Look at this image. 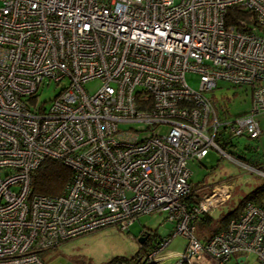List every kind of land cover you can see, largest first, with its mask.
<instances>
[{"label":"built area","instance_id":"obj_1","mask_svg":"<svg viewBox=\"0 0 264 264\" xmlns=\"http://www.w3.org/2000/svg\"><path fill=\"white\" fill-rule=\"evenodd\" d=\"M231 7L249 18L229 24ZM262 28L264 0H0V264H48L40 251L160 212L171 235L187 238L174 264L249 253L264 264V206L247 201L202 241L194 220L229 188L218 182L197 204L185 200L189 161L210 148L238 161L223 140L261 133ZM186 73L198 76L197 89ZM44 80L61 86L48 106L37 103ZM218 80L249 88L248 111L218 112L205 94ZM45 157L73 169L59 194L29 189Z\"/></svg>","mask_w":264,"mask_h":264},{"label":"rangeland","instance_id":"obj_2","mask_svg":"<svg viewBox=\"0 0 264 264\" xmlns=\"http://www.w3.org/2000/svg\"><path fill=\"white\" fill-rule=\"evenodd\" d=\"M185 78L190 86L198 88L196 74L186 73ZM99 85V80L94 79L85 83L84 87L87 92L93 93ZM60 88L59 84L44 80L36 92L37 103L48 106ZM205 94L216 98L219 112L223 106L222 98L226 97V106L230 115L248 111L251 105L248 87L232 85L224 80H218L216 88L213 91H206ZM255 118L261 129L258 137L249 138L240 135L231 137V140L237 145L236 149H240L247 158L264 162V112L256 114ZM120 127L128 128V125L120 124ZM226 150L229 151L227 148ZM188 167L191 170L189 181L192 184L205 185L206 192L209 191L210 185L218 182H224L229 188L227 199L211 210L210 213L214 218L231 210L247 191L264 180V175L258 171L225 156L214 148H210L200 162L189 161ZM146 230H154L162 236L170 235L159 256H166L165 262L172 264L182 253L187 238L179 233L171 235L173 223L165 220L162 212L139 215L127 231L108 226L63 241L47 254V262L48 264H102L114 256H131L138 251L139 237ZM253 260L252 256L248 255L246 264H258Z\"/></svg>","mask_w":264,"mask_h":264},{"label":"trees","instance_id":"obj_3","mask_svg":"<svg viewBox=\"0 0 264 264\" xmlns=\"http://www.w3.org/2000/svg\"><path fill=\"white\" fill-rule=\"evenodd\" d=\"M249 16V10L239 7H231L227 13V20L229 24H232L237 23L238 19H248ZM262 32H264V28H262ZM211 97L213 98L216 109L218 110L216 98L214 96ZM222 105H220L222 108L220 112L218 111L219 113L223 110L228 111L226 106V97L222 98ZM221 145L224 149L227 148L238 161L264 171V162L257 159L247 158L240 149H236L237 145L232 142L231 139L223 140ZM231 148H233V150ZM229 151L228 153H230ZM72 176L73 169L71 167L64 164L59 159L45 157L30 173L29 189L31 193L56 195L62 191L63 187L71 180ZM190 188V193L185 197L189 206L197 204L202 193H207L204 190L205 185L203 184L191 183ZM198 188L201 189L199 190ZM247 201H253L260 206H264V180L247 191L242 199L239 200L231 210L227 211L223 215H220L218 218H214L210 212L200 214L193 222L194 236L198 240L203 241L219 232L226 226L227 222L231 218L239 216L242 212L244 204ZM140 237H142L143 240L142 242H139V248L136 254L131 256H114L102 264H159V254H157L158 256L156 257L154 256V260L150 261H147L149 259L148 255L158 246L161 239L167 236L159 235L154 230H146ZM56 247L57 245L40 251V257L47 262V254ZM180 264L187 263L182 262Z\"/></svg>","mask_w":264,"mask_h":264},{"label":"crops","instance_id":"obj_4","mask_svg":"<svg viewBox=\"0 0 264 264\" xmlns=\"http://www.w3.org/2000/svg\"><path fill=\"white\" fill-rule=\"evenodd\" d=\"M248 255H251L252 259H254L253 261L258 263L255 259V256L253 254L249 253V254L235 255V256L231 257L230 259H228L224 264H246L248 261ZM241 257H242V259H241ZM165 259H166V256H159V264H169L168 261L165 262ZM174 262L172 264H174ZM192 264H218V263L215 262L214 260H212L209 256L205 255L203 258H201V260H197Z\"/></svg>","mask_w":264,"mask_h":264},{"label":"water","instance_id":"obj_5","mask_svg":"<svg viewBox=\"0 0 264 264\" xmlns=\"http://www.w3.org/2000/svg\"><path fill=\"white\" fill-rule=\"evenodd\" d=\"M142 240H143V238L142 237H139V242H142ZM241 259H242V257H241Z\"/></svg>","mask_w":264,"mask_h":264}]
</instances>
